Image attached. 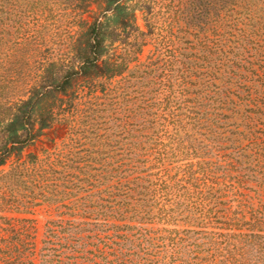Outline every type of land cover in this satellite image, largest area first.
I'll return each mask as SVG.
<instances>
[{"label": "trees", "instance_id": "1", "mask_svg": "<svg viewBox=\"0 0 264 264\" xmlns=\"http://www.w3.org/2000/svg\"><path fill=\"white\" fill-rule=\"evenodd\" d=\"M0 264H264V0H0Z\"/></svg>", "mask_w": 264, "mask_h": 264}, {"label": "rangeland", "instance_id": "2", "mask_svg": "<svg viewBox=\"0 0 264 264\" xmlns=\"http://www.w3.org/2000/svg\"><path fill=\"white\" fill-rule=\"evenodd\" d=\"M93 10H94V12L98 11L97 7H94ZM85 18L89 22L93 21V18H91L89 16H85ZM138 25L141 26V28H144L143 27V21L141 19L140 14L138 15ZM150 49H151V47L145 48V50L143 52V55H142V60H144L146 58V56L148 55ZM42 146H45V145L37 144L35 147H31L28 150H26L24 152V154H27V153L32 152V151H35L36 149H41ZM8 166H9V164H7L5 168H8ZM246 188L248 190V188H250V187H246ZM247 190H244L240 194V196L246 197L247 194L249 195V192ZM51 215L52 214H51V211H50L49 207H39V208L36 209L34 215L27 216L28 218H32L33 220H35V234H36V240H37L38 246H40V242H41L42 237H43L45 224H46L47 220L51 217Z\"/></svg>", "mask_w": 264, "mask_h": 264}]
</instances>
